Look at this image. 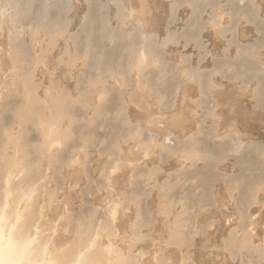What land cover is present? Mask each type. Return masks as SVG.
I'll list each match as a JSON object with an SVG mask.
<instances>
[{
  "label": "rangeland",
  "instance_id": "374dc122",
  "mask_svg": "<svg viewBox=\"0 0 264 264\" xmlns=\"http://www.w3.org/2000/svg\"><path fill=\"white\" fill-rule=\"evenodd\" d=\"M39 7L54 11L55 25L44 29L33 21L32 13ZM145 7L147 15L142 18L138 0H0V106L11 101L23 116L31 110V117L26 113L29 126L27 115L23 118L27 126L21 123L35 151L29 148L25 154L26 176H37L32 197L37 198L36 205L38 201L34 207L38 218L33 224L43 227L36 225L38 230H32H37L33 237L39 235L34 237L38 241L46 240L44 245L33 243L34 249L43 245L45 250L41 248L40 256L29 264H57L56 260L61 264L58 258L63 250L82 240L76 221L82 213L94 215L91 238L96 237V248L101 254L105 250L111 261L114 251L131 264H264V0H148ZM17 8L26 10L23 17ZM101 28L119 38L105 40ZM87 35L100 39L94 44L99 49L102 43L100 50L103 47L101 52L107 53L99 60L103 59L106 69L76 56L79 40ZM130 38L156 50L157 57L152 56L150 69L144 71L149 73L142 71V77L130 66ZM119 39L125 42L118 45ZM84 47L80 49L87 52L89 48ZM27 101L37 104L28 109ZM56 101L73 105L74 118L71 113L62 119L56 115ZM96 101L99 106L106 101L115 110L108 105V112L96 113ZM2 113L3 118L8 116ZM13 116L15 121L7 118L14 129L0 133V167L6 166L7 176L25 162L10 140L19 131V120ZM35 116L39 121L42 117L39 124ZM50 140L52 146L47 143ZM194 142L207 147L210 156L204 153L192 160L186 152ZM252 147L259 152L250 151ZM15 174V189L8 193L21 201H13L9 194L7 199L22 207L11 202L14 211L8 214V228L12 232L5 230L12 235L25 219L26 203L17 186L20 171ZM235 180L244 189L249 187L245 194L250 200H244V207L236 202V191L227 187ZM29 199L31 204L33 198ZM176 233L182 236L180 242ZM242 244L251 250L236 249Z\"/></svg>",
  "mask_w": 264,
  "mask_h": 264
},
{
  "label": "bare ground",
  "instance_id": "6f19581e",
  "mask_svg": "<svg viewBox=\"0 0 264 264\" xmlns=\"http://www.w3.org/2000/svg\"><path fill=\"white\" fill-rule=\"evenodd\" d=\"M19 1H21V3H25V2H28L29 0H19ZM90 1V0H89ZM119 1V0H118ZM147 1L148 0H138V4H139V10H138V13H139V16H141L142 18L144 17V15L146 14V12H145V6H146V3H147ZM192 1V0H191ZM184 2V1H183ZM16 5V4H15ZM121 5V4H120ZM21 6V5H20ZM62 8V7H61ZM15 9H16V7H15ZM39 10L38 11H35L36 13H32V16H34V17H32L33 18V21H35V23H37L38 24V26H41L42 28H44V29H48L49 27H52L53 25H55L56 24V22H57V20H55V14H54V11L53 12H49V11H45V9L44 8H41V7H39L38 8ZM55 9V8H54ZM53 9V10H54ZM59 9H60V7H59ZM59 9H58V12H62V10H63V8L59 11ZM17 10H18V12H20L21 13V15L22 14H25V12H26V10L24 9V8H17ZM56 11H57V8L55 9ZM90 10V9H89ZM121 10V9H120ZM129 10V9H128ZM1 11V10H0ZM2 11H3V9H2ZM15 11V10H14ZM55 11V12H56ZM125 11V10H124ZM20 13H19V15H20ZM88 13V12H87ZM91 13V12H90ZM94 13V12H93ZM57 14V13H56ZM60 14V13H59ZM0 15H2V14H0ZM15 15H16V13H15ZM27 15V14H26ZM25 15V16H26ZM62 14H60V16H61ZM94 15H95V13H94ZM93 15V17L95 18V16ZM147 15V14H146ZM96 16H97V14H96ZM1 17V16H0ZM22 17H23V15H22ZM62 17V16H61ZM60 17V18H61ZM25 18H27V17H25ZM57 18V17H56ZM89 18V17H88ZM87 18V19H88ZM1 19V18H0ZM29 19H31L30 17H29ZM93 19V18H92ZM96 19V18H95ZM98 19V18H97ZM104 19V18H103ZM26 20V19H25ZM61 20H63L62 18H61ZM60 20V21H61ZM31 21V20H30ZM90 21H91V19H90ZM93 21V20H92ZM100 21H102V20H100V19H98V22L100 23V25H101V22ZM32 22V21H31ZM85 22H88L87 20L85 21ZM1 24V23H0ZM94 25V24H93ZM99 25V26H100ZM89 26V25H88ZM92 26V25H91ZM98 26V27H99ZM102 26H104V25H102ZM82 27H83V25H82ZM86 27H84V29H85ZM93 28V27H92ZM105 28V27H104ZM83 29V28H82ZM83 29V30H84ZM95 29V28H94ZM89 30V32L91 33L92 31H90L91 29H88ZM101 34L100 35H102V32H103V36L105 37H102V39L104 38L105 40H107V38H109L110 39V41H111V39H113L114 40V38L116 37V35H114L113 33L111 34V33H106V30L104 31L102 28H101ZM80 31H82V30H80ZM86 31H87V29H86ZM95 31V30H94ZM88 32V31H87ZM97 32H98V30H97ZM97 32H95L94 34H96ZM108 32H109V30H108ZM111 32V31H110ZM81 33V32H80ZM93 33V32H92ZM99 33H100V30H99ZM116 34V33H115ZM97 35V34H96ZM96 35H94V36H96ZM99 35V34H98ZM97 35V36H98ZM118 36H119V34H117ZM81 36H83V35H80V38H82ZM115 36V37H114ZM117 36V37H118ZM121 36V35H120ZM133 35H131V37H132ZM137 36V35H136ZM136 36H133V37H136ZM185 36V35H184ZM187 36V35H186ZM116 37V38H117ZM190 37V36H189ZM84 38V37H83ZM97 38V37H96ZM119 38V37H118ZM137 38H138V40H139V36H137ZM78 39V38H77ZM98 39V38H97ZM97 39H95L96 41H100V39L99 40H97ZM103 39V40H104ZM122 39V38H121ZM121 39H119V42H118V45H120V43L121 42H125V40L123 41H121L120 42V40ZM125 39V38H124ZM131 39L132 38H130V47H127L129 50V53H128V58H130V63H132L130 66L132 67V70L134 69V71L136 70V73H135V75L137 74H140V75H138V76H140V77H142L141 76V72L143 73V75H146V74H148L149 73V71L146 69V71H148V72H146V74H144V71H145V68L147 67L148 69H150L149 67V62H150V60H151V58H152V56L154 55V56H156L155 54H154V52L153 51H155L156 52V50H154V48H152L153 46H150V45H148L147 43H144L143 41L144 40H142V42L144 43V44H139V43H141V41L140 42H137L136 41V38H135V41H131ZM134 39V38H133ZM132 39V40H133ZM95 40H93V38L91 37V36H89V35H87V36H85V38H84V40H79V41H82L81 42V44H78V45H80V47H81V45L84 47H87V48H89L88 50H87V52H86V50L84 51L83 50V48L82 49H80V47L78 48V47H76V48H78L76 51H77V53H76V56H78V57H81V56H83L84 57V60L86 61V63H88V65H89V63H92V65L93 64H95V66L97 65V64H99L100 65V67H102L103 68V70H104V68H105V65L103 66V64L105 63V62H102L103 61V59H101V61H99L100 60V56H102L103 55V53L101 52L102 50L104 51V49H103V47H102V50H100V48H101V46H102V43H100V45H99V49H96L98 46H96L94 43H95ZM147 40V39H146ZM74 41V40H73ZM77 41V40H76ZM78 41V42H79ZM128 41V40H127ZM101 42V41H100ZM114 42H116V41H114ZM149 42H150V40H149ZM99 43V42H98ZM128 44V43H127ZM124 45V44H123ZM116 46V45H115ZM128 46V45H127ZM159 46V45H158ZM19 47V46H18ZM18 47L16 48V49H18ZM85 47H84V49H85ZM163 47V46H162ZM14 48H15V46H14ZM20 48V47H19ZM105 48V47H104ZM117 48V47H116ZM80 49V50H79ZM114 49V48H113ZM120 49V48H119ZM158 49V48H157ZM24 50V49H23ZM117 50V49H116ZM25 51V50H24ZM85 52V53H84ZM87 53V54H86ZM116 52H115V49H114V54H115ZM120 53V52H119ZM158 53V52H157ZM161 53V52H160ZM125 54H126V52H125ZM109 55V54H108ZM107 56V53L105 54L104 53V57H106ZM113 56V55H112ZM118 56V55H117ZM127 56V55H126ZM110 57V56H109ZM115 57V56H114ZM113 57V58H114ZM157 57V56H156ZM158 57H159V53H158ZM127 59V58H126ZM123 60H124V58H123ZM127 60V61H128ZM161 60V59H160ZM114 61V60H113ZM116 61V60H115ZM124 61H126V60H124ZM80 62V61H79ZM110 62V61H109ZM153 62V61H152ZM107 63H108V61H107ZM106 63V64H107ZM117 63H118V60H117ZM117 63L115 62V63H112V64H116L117 65ZM127 63V62H126ZM129 63V64H130ZM123 64V63H122ZM153 64V63H152ZM152 64H151V66H152ZM124 65V64H123ZM122 65V66H123ZM111 66V65H110ZM127 66H128V64H127ZM149 66V67H148ZM89 68H90V66H88ZM108 67V66H107ZM115 67V66H114ZM125 67H126V65H125ZM94 68V67H93ZM109 68V67H108ZM113 68V67H112ZM153 68V67H152ZM86 69H87V67H86ZM92 68H90L89 70H91ZM101 69V68H100ZM106 69V68H105ZM111 69V68H110ZM125 68H123L122 70H124ZM88 70V69H87ZM86 70V71H87ZM88 70V71H89ZM102 70V71H103ZM127 70H128V67H127ZM127 70H125L126 72H127ZM87 71V73H89ZM94 71V70H93ZM100 71V70H99ZM114 71V70H113ZM128 71H130V70H128ZM105 72V71H104ZM133 72V71H132ZM86 73V74H87ZM112 74V73H111ZM92 75V74H91ZM96 75H97V73H96ZM124 75V74H123ZM149 75H151V74H149ZM131 76V75H130ZM94 77V76H93ZM98 77V76H97ZM145 76H143V78H144ZM151 77H153L152 75H151ZM150 77V79H152L153 80V78H151ZM92 77H90V79H91ZM96 79V78H95ZM99 79V78H98ZM145 79V78H144ZM93 80V79H92ZM136 80V79H135ZM151 80V81H152ZM88 81H89V79H88ZM92 82V81H91ZM205 82V81H204ZM89 83V82H88ZM87 83V84H88ZM93 83V82H92ZM94 84V83H93ZM93 84H91V85H93ZM90 85V86H91ZM96 85V84H95ZM104 85V84H103ZM106 87H108L107 85H106ZM88 88H89V85H88ZM140 88H141V86H140ZM91 89H92V86H91ZM110 89V88H109ZM19 90V89H18ZM84 90H86V88L84 89ZM89 89H87V92H89L88 91ZM94 90V92H95V89H93ZM107 90V89H106ZM133 90V89H132ZM164 90V89H163ZM101 92L103 91L102 90V88H101V90H100ZM99 91V92H100ZM105 91V90H104ZM108 91V90H107ZM155 91V90H154ZM153 91V92H154ZM162 91V90H161ZM166 91V90H165ZM165 91H163V92H165ZM26 92V91H25ZM91 92H93V91H91ZM110 91H108L107 92V95H108V93H109ZM135 92V91H134ZM24 93V92H23ZM27 93V92H26ZM156 93H157V91H156ZM19 94V93H18ZM20 94H21V92H20ZM25 94V93H24ZM76 94H78V93H76ZM85 94V93H84ZM89 94V93H88ZM91 94H93V93H91ZM101 94V93H100ZM103 95L105 94V93H102ZM158 94V93H157ZM157 94L155 95V96H157ZM166 93H164L163 95H165ZM15 95V94H14ZM86 95V94H85ZM102 95V96H103ZM106 95V94H105ZM19 96V95H18ZM23 96V95H22ZM25 97H26V94L24 95ZM95 96V95H94ZM159 96H161L160 94H159ZM24 97V98H25ZM67 97V96H66ZM88 97V96H87ZM92 97H93V95H92ZM125 97V96H124ZM216 97V96H215ZM9 98V97H8ZM35 98V97H34ZM65 98V97H64ZM68 98H70V97H68ZM79 98V97H78ZM96 98V97H95ZM26 100H28V99H30L31 100V98H28L27 99V97L25 98ZM35 99H37V98H35ZM35 99H33L32 101L34 102L35 101ZM77 99V98H76ZM94 99V98H93ZM97 99V101H98V98H96ZM100 99L102 100V98L100 97ZM104 99V98H103ZM19 100H21V101H23L22 99H19ZM67 100H69V99H67ZM72 100H73V98H72ZM75 100V99H74ZM100 100V101H101ZM105 100H106V98H105ZM112 100V99H111ZM126 100V99H125ZM10 101V100H9ZM20 101V102H21ZM36 101H38V100H36ZM58 101H60V100H58ZM58 101H56L57 103H56V105H58ZM71 101V100H70ZM78 101V100H77ZM77 101H75L77 104H79ZM90 101H92V100H90ZM96 101V102H97ZM109 101V100H108ZM113 101V100H112ZM112 101H109V102H112ZM116 101V100H115ZM30 102V103H29ZM27 101V107H28V109L30 108V105L32 104H37V102H35V103H31V101ZM40 101H38V103H39ZM61 102H63V100L62 101H60V104H61ZM65 102H68V101H66V99H65ZM81 102H82V100H81ZM80 102V103H81ZM93 102V101H92ZM114 102V101H113ZM112 102V103H113ZM3 103V102H2ZM52 103V102H51ZM70 103V102H69ZM76 103H73V104H76ZM93 103H95V102H93ZM98 103L99 102H97V104L96 105H98ZM111 103V104H112ZM117 103H118V101H117ZM117 103H114V104H117ZM18 104V103H17ZM20 104V103H19ZM26 104V103H25ZM40 104V103H39ZM53 104H54V102H53ZM58 105V107L56 106V108H54V105H50V106H52L55 110V113H56V115H58V116H60V118H61V116H63V115H65V114H72V116L71 117H73V111H74V109H73V111H71V108H70V106H72V108H73V105H70V106H67L66 104L64 105V104H62V105ZM71 104H72V102H71ZM81 105H82V103H81ZM100 105L101 106H99L98 107V109L96 110V113H106V112H108L109 110H108V102L106 103V101L102 104V102L100 103ZM123 105V104H122ZM135 105V104H134ZM49 106V107H50ZM89 105H87V107H88ZM113 106V105H112ZM115 107H117L116 105H114ZM26 107V108H27ZM36 107H38V106H35V109H36ZM42 107V106H41ZM75 107V106H74ZM90 107V106H89ZM88 107V108H89ZM109 107H110V109H114V107H111V105H109ZM25 108V111L27 110ZM46 108V107H45ZM44 108V109H45ZM77 108V107H76ZM79 108V107H78ZM87 108V109H88ZM95 108V107H94ZM49 108L47 107V110H48ZM225 109V108H224ZM94 110V109H93ZM115 110V109H114ZM135 110H137V109H135ZM31 110H29L28 112H26V113H28L29 114V112H30ZM35 111V110H34ZM33 111V112H34ZM98 111V112H97ZM2 112H5V115L7 116V117H10V116H12V118L14 119L13 121H15V118H14V116L13 115H15L17 118H18V120H19V123H18V121H16L17 122V124H18V127H17V129L19 130V131H16V132H18V133H15V137L14 138H12L14 135L13 134H11V132H10V134H11V136H10V140L12 141V143H13V145L16 147V148H19V150H20V152H18L19 153V159H21L20 161H23V160H25V154H27L28 153V151H27V149H32L33 150V147L32 146H30V145H33V144H31L30 143V140H27V138H26V136H27V134L25 133V129H24V125L23 126H21L22 124L21 123H25L24 122V120H23V118H24V116L25 115H27L26 113H25V115L23 116L19 111H18V109H16L15 107H12V105H11V101L10 102H6V103H4L3 105L1 104V106H0V133L2 134V133H8L9 131H11V124L9 123V118H7V117H5L4 116V118L2 117L4 114L2 113ZM41 112H43V111H41ZM45 112H46V110H45ZM44 112V113H45ZM48 112H49V110H48ZM241 112V111H240ZM239 112V113H240ZM31 113V112H30ZM51 113H53V111L51 112ZM51 113H48V114H51ZM74 113H75V111H74ZM77 113H78V111H77ZM114 113V112H113ZM243 113V112H242ZM37 114V113H36ZM81 114V113H80ZM10 115V116H9ZM30 115V114H29ZM32 115H33V113H32ZM35 115V114H34ZM55 115V114H54ZM53 115V116H54ZM56 115L54 116V118L55 119H57L56 118ZM74 115H76V114H74ZM126 115H128V114H126ZM23 116V117H22ZM50 116V115H49ZM70 116V115H69ZM82 116V115H81ZM129 116V115H128ZM26 117V116H25ZM30 117H31V115H30ZM37 116H35L34 118H36ZM80 117V116H79ZM154 117V116H153ZM41 116H40V121H41ZM51 118H53V117H51ZM53 118V119H54ZM74 118V117H73ZM76 118V117H75ZM125 118H126V116H125ZM145 118V117H144ZM148 118V117H147ZM152 118V117H151ZM155 118V117H154ZM161 118V117H160ZM221 118H222V116H221ZM22 119V120H21ZM28 119V115H27V117H26V120ZM38 119V117L36 118V120ZM53 119H51V121L53 120ZM62 119V118H61ZM150 119V118H149ZM156 119V118H155ZM25 120V121H26ZM31 120H33V118H31L30 119V121ZM36 120H35V122H36ZM58 120V119H57ZM60 120V119H59ZM71 119H69V122L71 123V121H70ZM12 120H10V122H11ZM38 121H39V119L37 120V123H38ZM39 121V122H40ZM27 122H28V120H27ZM26 122V123H27ZM241 122V121H240ZM12 123V122H11ZM25 123V124H26ZM29 123L30 122H28V126H29ZM124 123V122H123ZM259 123V122H258ZM16 123H14L13 122V125H15ZM39 124V123H38ZM37 124V125H38ZM32 125H34V121H33V124H32V121H31V124H30V127H32ZM35 125H36V123H35ZM222 125V124H221ZM242 125V124H241ZM26 126H27V124H26ZM77 126V125H76ZM14 127V126H13ZM46 127V126H45ZM56 127V126H55ZM78 128V127H77ZM233 128V127H232ZM14 129V128H13ZM12 129V130H13ZM17 129H15V130H17ZM27 129V128H26ZM56 129V128H55ZM80 129V128H79ZM128 129V128H127ZM57 130H58V127H57ZM56 130V131H57ZM54 131L55 133L54 134H58L60 137H61V135H60V132L59 131ZM131 131V130H130ZM129 131V132H130ZM234 131H235V129H234ZM27 132V131H26ZM91 132V131H90ZM12 133H14V132H12ZM63 132H61V134H62ZM80 133H81V130H80ZM50 134H52V133H50ZM65 134V133H64ZM78 134V133H77ZM82 134V133H81ZM80 134V135H81ZM241 134H242V132H241ZM56 135H54L55 137H58V136H56ZM52 136V135H51ZM50 136V137H51ZM66 135H63L62 134V138L65 140L66 139V137H65ZM89 136V135H88ZM145 136V135H144ZM6 137H8V134H6ZM5 137V139H7ZM53 137V136H52ZM54 138V137H53ZM62 138H59L60 140L62 139ZM58 139V140H59ZM63 139H62V141H63ZM82 139V138H81ZM91 139V138H90ZM10 140H9V138H8V141L10 142ZM52 140V139H51ZM51 140L50 141H48L47 143H54V142H51ZM88 140V139H87ZM138 140V139H137ZM55 141H57V140H55ZM1 142V145H2V143H3V141L1 140L0 141ZM61 142V141H60ZM59 142V143H60ZM90 142H91V140H90ZM56 143V142H55ZM57 143H58V141H57ZM246 143V142H245ZM247 143H249V142H247ZM10 144V143H9ZM194 144H195V142H194ZM7 145V144H6ZM53 144H51V146H52ZM188 145H189V143H188ZM198 145V144H197ZM247 145V144H246ZM251 145V144H250ZM187 146V145H186ZM194 146V145H193ZM192 146V144H191V147H187V154H189V156H191L192 157V160H194L195 161V159H198V158H201V156H202V154H204V156L205 155H207L206 157H208V154L210 153L211 154V152H209L208 154L206 153L207 152V147H206V149L205 148H203V147H205V146H196V144H195V146L193 147ZM247 146H249V145H247ZM247 146H245V147H247ZM254 146V145H253ZM5 147V146H4ZM255 147V149H256V146H254ZM260 147V146H259ZM6 148H8L7 146H6ZM6 148H4V149H6ZM35 148H36V146H35ZM34 148V149H35ZM132 148V147H131ZM180 148H183V147H180ZM247 148H249V147H247ZM258 148V147H257ZM184 149L186 150V147H184ZM252 149H254L253 147L251 148V150L250 151H257V150H252ZM262 150H264L263 148H261ZM18 150V149H17ZM36 150V149H35ZM38 147H37V152H38ZM206 150V151H205ZM246 150V149H245ZM30 151V150H29ZM34 151V150H33ZM3 152H5V151H3ZM257 152H259V151H257ZM260 152H261V150H260ZM263 152V151H262ZM34 153H35V151H34ZM56 153V152H55ZM253 153V152H252ZM254 153H256V152H254ZM5 154H6V152H5ZM5 154L3 155V157H4V159H5V161L6 162H9V161H7V158H6V156H5ZM58 154V153H57ZM187 154H186V156H187ZM210 154H209V156H210ZM218 154V153H217ZM259 154V153H258ZM28 155V154H27ZM124 156V155H123ZM132 156V155H131ZM213 156H214V154H213ZM218 156H220V154H218ZM217 155L215 156L216 158L218 157ZM222 156V155H221ZM260 156V155H259ZM263 156V155H262ZM261 156V157H262ZM54 157V156H53ZM52 157V158H53ZM125 157V156H124ZM191 157H190V160H191ZM214 157V158H215ZM258 157V156H257ZM55 158V157H54ZM210 158H212V157H210ZM209 158V159H210ZM220 158V157H219ZM59 159H61V158H59ZM188 159V158H187ZM221 159V158H220ZM255 159H258V158H255ZM262 159V158H261ZM216 160V159H215ZM217 160L219 161V159L217 158ZM18 161V160H17ZM221 161V160H220ZM254 161V160H253ZM261 161H264V157H263V160H261ZM254 162H256L257 163V161H254ZM254 162H252V163H254ZM259 162V161H258ZM31 163V162H30ZM29 163V164H30ZM259 163H261V162H259ZM19 165H18V167H16V169H17V171H15V172H18V170L20 171V178L18 177V179H19V181L17 180V184H15V185H17V186H21V188H22V191H21V193H22V195H20V196H22V197H24V199L25 200H23V202L25 201L26 203L24 204L25 206V214H24V216H25V219H24V221L23 222H21L20 223V227H19V229H18V231H16L15 230V234L14 235H12V234H9V232L7 233V229L5 230V228L7 227H9V226H11V225H9L10 224V220L11 219H9V216H8V214H9V212H11L14 208H10L11 207V202L12 201H10V200H12V199H15V200H13V201H21L20 199H21V197H19V196H16V198L14 197H12V195H10L9 193H8V191L9 192H12V191H14V189H15V186H14V181L12 180V173H14V175H16L15 174V172L13 171L10 175L11 176H7V175H5V171H4V169L3 168H5L6 166H3V167H0V193H1V191H3V192H5V194L6 195H4V194H0V264H22V262H28V264L29 263H34L35 261H34V258H36L37 257V254L39 253V250L41 249V250H45V246H43L44 245V241H46V240H43V239H45V238H43L42 239V242H40L41 240L39 239V241L37 240L38 238V236L39 235H36L37 237V239L36 238H34L35 237V235H34V237H33V234L34 233H36V231L38 230V228L37 227H39V226H41V225H37L36 223V225H37V227H36V225H35V227H34V222H35V219H34V217L35 218H38V217H36V215H35V210H34V207H35V201L37 200V198H34V197H32L33 195L32 194H34V191H35V185H34V179H35V181H36V179H37V176H36V178L34 177V178H32L31 176H33V175H31L30 176V173H29V178H27L28 176H26V172H27V170H26V167H27V165H26V160H25V162H19L18 163ZM28 164V165H29ZM33 164V163H32ZM31 164V165H32ZM255 164V163H254ZM263 164L264 163H262L261 165L263 166ZM30 165V166H31ZM33 166V165H32ZM31 166V167H32ZM255 166V165H254ZM257 166V165H256ZM260 166V165H259ZM30 167V168H31ZM264 167V166H263ZM9 169V168H8ZM14 169V168H13ZM27 169H28V167H27ZM264 169V168H263ZM31 170V169H30ZM30 170H28V171H30ZM10 170H8V172H9ZM34 172V170H31V172ZM36 171V170H35ZM6 172H7V170H6ZM37 173V172H36ZM36 173L34 172V174L36 175ZM33 174V173H32ZM218 174V173H217ZM13 175V176H14ZM34 175V176H35ZM193 176H195V174H192ZM192 175H190V176H188V175H186V176H188L189 178L192 176ZM207 175V174H206ZM205 175V176H206ZM223 175V174H222ZM8 178H7V177ZM18 176V175H17ZM208 176V175H207ZM217 176V175H216ZM262 176H263V174H262ZM5 177V178H4ZM14 177H16V176H14ZM31 177V178H30ZM222 177H225V175H223ZM230 177H232V176H230ZM38 178H39V176H38ZM198 179V177H195V179ZM217 178H218V176H217ZM227 178H229L228 176H227ZM233 178V177H232ZM232 178H229V180H233ZM236 178H238L237 177V175H236ZM263 178V177H262ZM14 179V178H13ZM205 179V178H204ZM208 179V178H207ZM210 179V178H209ZM208 179V180H209ZM240 179V178H239ZM259 179H261V178H259ZM222 180H224V179H222ZM250 180V179H249ZM13 181V182H12ZM204 181V180H203ZM228 181V180H227ZM240 181H241V179H240ZM240 181H237L236 182V180H235V182L234 183H232L231 181V185L230 186H228L229 184H230V182L228 183V185H227V182H226V185H227V187L229 188L230 187V189L231 190H234V191H236L235 193H236V202H239V204H242L243 206L242 207H244L245 205H247V204H243L245 201L244 200H246L247 199V191H249L248 190V188L247 189H244V187L242 186H239V184H240ZM246 181V180H245ZM243 182V181H242ZM239 183V184H238ZM247 183V182H246ZM209 185H210V183H208ZM250 184V183H249ZM248 184V185H249ZM253 184V183H252ZM33 185H34V188H33ZM242 185V184H241ZM243 185H245L244 183H243ZM257 185V184H256ZM32 186V187H31ZM37 186V185H36ZM205 186H207V184L205 185ZM246 186H247V184H246ZM245 186V187H246ZM28 187H30V195H28V192H27V189H29ZM204 187V186H203ZM224 187H225V185H224ZM252 187V186H251ZM14 188V189H13ZM31 188H32V190H31ZM243 188V189H242ZM13 189V190H12ZM225 189V188H224ZM252 189H253V187H252ZM229 190V189H228ZM230 190V191H231ZM240 190V191H239ZM244 190V191H243ZM254 190V189H253ZM29 191V190H28ZM31 191H32V193H31ZM225 191V190H224ZM233 191V192H234ZM251 191V190H250ZM226 192V191H225ZM229 191H227V193H228ZM246 193V194H245ZM250 193V192H249ZM253 193V192H252ZM7 194H9L11 197H12V199L9 197V200L7 199ZM12 194V193H11ZM16 194V193H15ZM229 194H230V192H229ZM233 195V194H232ZM250 195V194H249ZM248 195V196H249ZM32 199V202H31V204H29V202H30V199H29V197ZM222 196V195H221ZM5 197V198H4ZM2 198V199H1ZM17 198L19 199V200H17ZM232 198V197H231ZM29 199V200H28ZM36 199V200H35ZM3 200V202H1ZM34 200V201H33ZM247 200H250V197H249V199H247ZM19 202H17V204H15L14 202H12V203H14L15 205H17V207L18 206H20V207H22L21 205H19ZM22 203V202H21ZM20 203V204H21ZM246 203V202H245ZM29 204V205H28ZM14 205V206H15ZM37 205H38V201H37ZM36 205V206H37ZM238 206V204H235V206ZM13 206V204H12V207H14ZM237 206H236V208H237ZM240 206V205H239ZM238 206V207H239ZM23 207V208H24ZM16 208V207H15ZM23 208H21V209H23ZM16 209H18V208H16ZM15 209V210H16ZM38 209V208H37ZM237 209H239V208H237ZM243 209V208H242ZM11 210V211H10ZM14 211V210H13ZM18 211V210H17ZM173 211V210H172ZM171 211V212H172ZM19 212V211H18ZM18 212H17V214H18ZM23 212V211H22ZM173 213V212H172ZM83 214V213H82ZM79 215L78 214V217L76 218V221H77V223H78V228H77V226H76V228L77 229H79V230H81V232H79V236H80V234H81V236L79 237V238H81L82 240L81 241H79V243L78 244H76L75 243V245H72L73 247H69L66 251L65 250H63V251H61V250H59V251H57L56 250V252H63L60 256H59V260H60V263L61 264H131V263H133V262H130V260L129 259H127V260H123L124 259V257H123V259L121 258L122 256V254L120 255V254H118L119 252H117L116 254L117 255H119L118 256V258L116 257V255H115V253H114V251H113V260L111 261L109 258H108V254L107 255H104V251L102 252V254H101V249L100 248H96L97 247V245H95L94 243L97 241V239H95L96 237H94L93 239L91 238V237H93V233H94V231H93V229H94V220H95V218H94V215H91L90 213L89 214H83V215ZM134 214V213H133ZM10 215H12V214H10ZM111 215V214H110ZM174 215V214H173ZM169 216H171V215H169ZM13 217H14V215H13ZM12 217V218H13ZM110 217V216H109ZM122 217H124V216H122ZM21 218V217H20ZM74 218V217H73ZM19 219V218H18ZM13 220V219H12ZM75 220V219H74ZM116 221V220H115ZM18 222V221H17ZM8 225V226H7ZM18 225V224H17ZM77 225V224H76ZM12 226H15L13 223H12ZM42 227V226H41ZM41 227H39L41 230L43 229V227L41 228ZM14 228V227H13ZM35 228H37V230L36 231H34V233H33V230L32 229H35ZM9 229V228H8ZM5 230V231H4ZM71 230V229H70ZM4 231V232H3ZM8 231H10V229L8 230ZM10 232H12V231H10ZM38 233V232H37ZM175 235V234H174ZM176 235H177V237L175 236V240H176V238H177V241H181V239H182V236H178V234L176 233ZM11 236H13V237H11ZM42 236H44V235H42ZM83 236V237H82ZM41 237V236H40ZM95 240V241H94ZM37 242V244H43L40 248L39 247H35V248H38L37 250L36 249H34V246H33V243L34 242ZM244 241H246V240H244ZM229 242H232V241H229ZM244 243V242H243ZM230 244V243H229ZM233 244V243H232ZM98 245H99V243H98ZM235 245V244H234ZM251 245V244H250ZM37 246H39V245H37ZM225 246H227V245H225ZM224 246V247H225ZM92 247H94V249H92ZM99 247V246H98ZM232 247V246H231ZM235 247V246H234ZM245 247H247L245 244H242V245H239L236 249H242L243 250V248H245ZM54 248V247H53ZM102 248V247H101ZM106 248V247H105ZM108 248V247H107ZM227 248H230L229 246L227 247ZM227 248H226V250H227ZM248 248V247H247ZM252 248V247H251ZM51 249H52V247H51ZM65 249V248H64ZM91 249V250H90ZM235 249V250H236ZM249 250H251L250 248H248ZM53 250H55V249H52V251ZM225 250V249H224ZM225 250V251H226ZM231 250H234V248L232 249L231 248ZM230 249H228V251H231ZM259 250V249H258ZM49 251V250H48ZM257 251V250H256ZM42 252V251H41ZM40 252V253H41ZM54 252V251H53ZM55 252V253H56ZM107 252V251H106ZM116 252V251H115ZM236 252H238V251H236ZM40 253L38 254V257L40 256ZM48 253H50V255H52V253H51V251H49ZM54 253V254H55ZM229 253V252H228ZM234 252L232 251V253L231 254H233ZM259 253H261V252H259ZM59 254V253H58ZM42 255V254H41ZM114 255H115V257H116V260H115V257H114ZM233 255H235V254H233ZM258 255H262V254H258ZM257 255V256H258ZM54 256V258H56L55 257V255H53ZM121 256V257H120ZM50 257V256H49ZM130 257H132V256H130ZM259 257V256H258ZM54 258L51 260V259H49V260H51V261H55L54 260ZM111 258V257H110ZM122 259L121 261H120V259ZM37 259V258H36ZM35 259V260H36ZM118 259V260H117ZM154 260V259H153ZM118 261V262H117ZM123 261V262H122ZM133 261V260H132ZM166 261V260H165ZM164 261V262H165ZM51 263V262H50ZM54 263V262H53ZM55 263H57L58 264V262H57V260H56V262ZM163 263V262H162Z\"/></svg>",
  "mask_w": 264,
  "mask_h": 264
}]
</instances>
